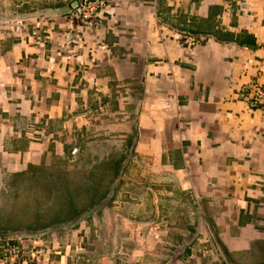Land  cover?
Masks as SVG:
<instances>
[{
	"label": "crops",
	"instance_id": "0c3cea01",
	"mask_svg": "<svg viewBox=\"0 0 264 264\" xmlns=\"http://www.w3.org/2000/svg\"><path fill=\"white\" fill-rule=\"evenodd\" d=\"M12 1L0 0L7 162L27 168L87 153L88 168L106 169L107 191L136 187L125 192L117 217L104 208L107 230L133 244L136 260L120 264H178L198 243L233 264L264 242V105L253 90L264 89V0H105L106 20L83 30L68 16L32 17L74 0L33 13ZM183 32L203 41L188 48ZM188 195L196 215L181 209L180 236L172 239L165 221L163 235L160 217L179 212L168 200L189 202ZM148 215L151 224L126 225L130 216ZM141 227L148 236L135 235ZM143 239L156 250H136ZM43 240L44 252L52 243ZM33 241L22 243L27 255ZM56 248L53 264H71L72 247Z\"/></svg>",
	"mask_w": 264,
	"mask_h": 264
},
{
	"label": "rangeland",
	"instance_id": "374dc122",
	"mask_svg": "<svg viewBox=\"0 0 264 264\" xmlns=\"http://www.w3.org/2000/svg\"><path fill=\"white\" fill-rule=\"evenodd\" d=\"M69 1L13 0L12 2L20 6L19 10L26 9L33 13L46 8L48 3L55 4L60 2L65 5ZM14 135L10 136L9 134L8 138H12ZM15 137L20 139L22 135L19 133ZM35 140L37 141V136ZM44 140L45 138H43ZM9 142L6 137L3 148L0 146V235L4 239H13V241L22 244L25 240L44 241L43 238H46V240L49 239L46 244L51 242L55 249L59 245L61 248L69 245L74 251L73 259L70 260L71 264H98L100 262L103 264L109 260L120 264L123 261L136 260V255H132V252H134L132 250L134 249L129 247L133 246V244L129 245L127 241L118 239L117 231L111 232L107 230V226L105 227L109 214L107 211L103 209L87 217L85 215L91 210L93 204L98 203L99 196L104 198L106 194L108 196L112 192L114 185L107 191L111 182L109 180L105 183V178L103 179V173L106 169L96 170L91 167L88 168L87 161L91 158L87 153L81 157L73 156L69 159L64 156H53L43 162L42 165L30 164L33 167L28 166L27 168L23 165L11 163L12 167L6 158L11 159V157L2 151V149L6 151L10 144ZM101 158V155H99L97 160ZM115 171L116 168L109 169L108 174H114ZM117 189L115 193L117 199L113 197V202L110 201L105 207L113 210V212L115 211L112 215L109 214L110 217H117L118 208H125L122 200L125 197V192L134 191L136 187L129 184L121 191H117ZM186 198L190 199V201L188 202V200H183L182 198L177 201H174V198L171 201L168 200L169 204L177 205V208H179L177 211L179 212L170 216L168 220L161 216V222L157 225L159 227L164 226L165 222L173 225V227L168 228L172 239L180 236L179 232L176 231L177 229H175L177 227L175 225L181 226L185 224V215L181 212V209L189 213L191 220L194 218L193 215L197 213L198 204L196 200L189 195ZM127 203L129 206L133 202L127 201ZM169 207L171 208V206ZM179 213L180 215H178ZM153 219L150 215L141 218L130 216L125 221L129 222L126 225L135 223L151 224ZM170 219L175 224L171 223ZM114 221L116 224L119 223L116 218ZM70 223H74L75 226L69 227ZM147 229L148 227H141L140 232L135 233V235L137 237L148 236L150 230ZM160 229L161 231L159 232L163 230L164 235L165 229L161 227ZM46 230H51L52 232L47 233L42 238L40 236L36 239L31 237L45 233ZM137 243L143 248L136 250L148 253L156 250L155 247H148V239H143ZM52 244L47 245L51 250V257L54 251L53 247H49V245ZM203 244H194L195 247L192 249L194 256L190 252L186 254V259L179 260L178 264H232L225 255L218 261L217 257L213 256L212 251H209L207 246H203ZM156 248L158 249V247ZM234 262L233 264H264V242L257 247H253L251 251L243 252L238 257H234ZM50 264H53V260L50 261ZM144 264H150L149 260L145 259ZM173 264H177L176 261Z\"/></svg>",
	"mask_w": 264,
	"mask_h": 264
},
{
	"label": "built area",
	"instance_id": "2783aa9c",
	"mask_svg": "<svg viewBox=\"0 0 264 264\" xmlns=\"http://www.w3.org/2000/svg\"><path fill=\"white\" fill-rule=\"evenodd\" d=\"M108 10L109 2L107 3L105 0H84L79 7L68 15V18L82 30L89 27L97 28L106 20L104 13ZM180 39L188 48L197 47L203 41L187 32L181 33ZM253 90L255 91L254 98L256 105L263 106L264 89L256 85ZM250 96H248L249 99ZM0 237V264H50L51 250L48 247H46L44 252L40 250L41 246L38 240L33 241L34 253L27 255L23 244L17 243L13 239H4L1 235Z\"/></svg>",
	"mask_w": 264,
	"mask_h": 264
},
{
	"label": "water",
	"instance_id": "95a60500",
	"mask_svg": "<svg viewBox=\"0 0 264 264\" xmlns=\"http://www.w3.org/2000/svg\"><path fill=\"white\" fill-rule=\"evenodd\" d=\"M83 1H84V0H74L73 3H72L71 5H69L67 8H64V9H62V10H60V11H52V10H50L49 13L43 11V12L40 13V14L32 15V17L45 16L46 14H54V15L57 16V17L68 16V15H70V14L74 11V9H76L77 7H79L80 4L83 3ZM51 12H52V13H51ZM75 152H76V151H75ZM75 152H74V154H76ZM116 187H117V185H114V187L112 188V192H111V194H115ZM111 194L108 195V197H107L104 201H102L101 204H99L98 206H95L93 209H91L90 211H88V212L85 214L86 217L89 216V215H91V214H94V213H96V212H100L101 210H103V209L108 205V203L112 200V198H113L114 195H111ZM85 215H84V216H85ZM73 225H74V223H73V224L70 223L68 226L71 227V226H73ZM74 226H75V225H74ZM50 232H52V231H51V230H46L45 233H41V234H39V235H35V236H31V237H32V238H37V237H39V236L42 237V236H45L47 233H50ZM0 238H1V237H0Z\"/></svg>",
	"mask_w": 264,
	"mask_h": 264
},
{
	"label": "flooded vegetation",
	"instance_id": "af4514ba",
	"mask_svg": "<svg viewBox=\"0 0 264 264\" xmlns=\"http://www.w3.org/2000/svg\"><path fill=\"white\" fill-rule=\"evenodd\" d=\"M99 198H100V200L98 201V203L93 204V206H92L91 209H93L95 206H98V205L102 202V200H103L102 198H103V197H100V196H99ZM104 198H105V197H104Z\"/></svg>",
	"mask_w": 264,
	"mask_h": 264
},
{
	"label": "trees",
	"instance_id": "16d2710c",
	"mask_svg": "<svg viewBox=\"0 0 264 264\" xmlns=\"http://www.w3.org/2000/svg\"><path fill=\"white\" fill-rule=\"evenodd\" d=\"M39 165H42V163H40ZM37 166V165H36ZM30 167H33V165H31ZM100 200V199H99Z\"/></svg>",
	"mask_w": 264,
	"mask_h": 264
}]
</instances>
